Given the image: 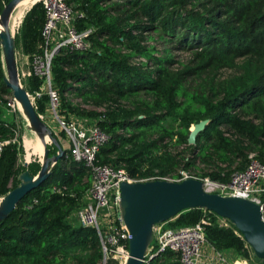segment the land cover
Instances as JSON below:
<instances>
[{
	"label": "trees",
	"instance_id": "trees-1",
	"mask_svg": "<svg viewBox=\"0 0 264 264\" xmlns=\"http://www.w3.org/2000/svg\"><path fill=\"white\" fill-rule=\"evenodd\" d=\"M2 1L9 0H0V10ZM65 1L81 15L78 29H94L89 35L94 49L64 48L53 57L59 114L96 119L111 135L99 151L100 162L141 178L199 160L213 166L201 176L222 182L246 166L250 152L264 162V0ZM44 19L40 1L25 13L19 30L24 54L39 51ZM154 32L189 50L188 62L174 67L178 61L169 48L157 55V47L144 43ZM221 69L230 72L222 76ZM4 75L0 49V96L11 94ZM29 79L26 90L34 92L40 80ZM48 101L46 94L36 98L38 114ZM201 120L208 122L189 144L190 125ZM15 133L14 124L0 116V140ZM172 142L187 145L192 159L172 153ZM56 151L55 145L48 147L49 156ZM18 153L16 141L0 152V197L19 184L17 176L25 170ZM39 167L27 168L35 175ZM89 185L85 166L61 156L48 177L0 220V264H100L104 254L96 229L69 221ZM202 217L210 220L207 239L216 249L249 255L252 249L234 225L220 226L208 210L187 209L166 224L192 225ZM144 264L181 263L165 250L153 252Z\"/></svg>",
	"mask_w": 264,
	"mask_h": 264
},
{
	"label": "built area",
	"instance_id": "built-area-1",
	"mask_svg": "<svg viewBox=\"0 0 264 264\" xmlns=\"http://www.w3.org/2000/svg\"><path fill=\"white\" fill-rule=\"evenodd\" d=\"M39 1L44 8L45 19L38 45L39 51L31 55L30 67L26 75L29 78L36 76L40 84L34 91V96H30V93L29 96L30 98H39L43 94L48 96L49 107L44 113L39 114L40 118L43 120L48 111L52 114L68 141L64 158L81 162L90 174V185L82 196V204L71 213L69 221L73 216L75 225L94 227L99 235L104 260L107 262L109 258H112L116 260V264H124L128 257L129 234L118 214L120 184L123 181L138 182L161 178H133L123 168L100 162L99 151L110 140L111 135L97 125L96 119L75 114H69L66 119L59 114L60 99L52 80V59L60 49L64 48L78 51L94 49L89 39L94 29H78L76 21L81 15L75 12L65 0ZM5 105L12 112L20 108L19 102L13 95ZM9 142H15V138L0 140V152ZM177 177L171 181H181L193 176L182 172ZM200 180L206 191L224 196L242 197L257 204L261 219L264 221V162L255 152L248 154L246 166L232 172L228 182L214 179ZM216 216L220 226L230 225L228 219ZM165 224L166 222H162L153 226V238L150 245L153 252L171 250L178 255V261L181 264H234L223 253L224 250L216 249L208 241L206 226L210 224L209 218L202 217L192 225L179 227H165Z\"/></svg>",
	"mask_w": 264,
	"mask_h": 264
},
{
	"label": "water",
	"instance_id": "water-1",
	"mask_svg": "<svg viewBox=\"0 0 264 264\" xmlns=\"http://www.w3.org/2000/svg\"><path fill=\"white\" fill-rule=\"evenodd\" d=\"M18 1L9 0L0 11L2 26L0 49L2 62L9 75V78L4 75L3 81L19 102L31 127L38 133H46L56 146L57 152L49 156L48 148L45 147L44 161L38 173L32 175L28 169H25L19 175V184L0 198V220L7 217L31 189L48 177L54 164L65 153V149L58 143L51 129L36 112L29 92L19 82L15 39L7 25V18ZM207 122V120H201L194 124L188 136L189 144L195 143L197 135L205 128ZM27 164L28 161H25L24 165ZM118 207V214L129 234L128 257L124 264H144L153 238V226L171 220L180 212L192 208L208 210L228 219L252 249L253 254L257 258L264 259V221L261 219L259 206L242 197L224 196L206 191L200 179L189 177L181 181L165 179L123 181L120 184Z\"/></svg>",
	"mask_w": 264,
	"mask_h": 264
},
{
	"label": "rangeland",
	"instance_id": "rangeland-1",
	"mask_svg": "<svg viewBox=\"0 0 264 264\" xmlns=\"http://www.w3.org/2000/svg\"><path fill=\"white\" fill-rule=\"evenodd\" d=\"M5 3L6 2L2 1L1 10H2ZM20 26H21V24L16 25L14 27V33L12 34L14 36V39H15L16 65H17V69H18L19 82L25 88H29L30 79L26 75V72L28 71V69L30 67L31 55L24 54L22 52L21 43H20V39H19ZM152 37L153 38H151V39L150 38L146 39L144 41V43L152 44L155 47H157V49H158L157 55H161L163 53L162 51H164V49L169 48L171 54L178 61L174 64V67H179L180 63H187L188 60L190 59L191 52L187 49L177 48L174 41L169 42V41L162 40V39L158 38L156 32L152 33ZM1 60H2V56H1ZM229 72H230L229 69H221L220 75L226 76L227 74H229ZM29 93H30V96H34V92H29ZM10 97H12V92H11V94H3L2 96H0V116L3 120L13 123L14 127L16 128V133H15L14 138H15V141L17 142L18 147H19V153H18L19 167H25V169H28L27 167L30 163H34V164L38 163L39 166H41L42 162H41V154H40L39 148H37L33 144L32 141L31 142L28 141V140H30L29 138H35L36 137V131L33 128H31V125L29 124V121H28L26 115L24 114V112L21 108L17 109L16 111H13V112L7 108L5 103ZM31 98H32L33 103L35 105L37 97H31ZM48 107H49V105L47 104L46 109ZM98 111H103V110L100 109ZM64 117L66 119H68V116L64 115ZM43 121L47 125V127H49L51 129V131L55 135V138L58 141V143L62 146H64V145L68 146V141H67L65 133L63 132V134H61V130L58 127L57 121L55 120V118L52 116V114L49 111L47 112V115L43 118ZM193 127H194V124H191L189 130H192ZM45 144H44V148L45 147L52 148V146H54V144L50 141V139H48V141ZM169 150L172 153L179 152L180 155L184 156V158H186V159L187 158L192 159V154L190 153L187 145H185V144H182V143L181 144H175L174 142H172L171 145L169 146ZM34 151H39V154L33 153ZM27 160H28V164L25 166L24 162ZM212 168H213L212 165L210 166V165H207L206 163H203L199 160H195L194 165H192L188 168L184 167L183 163H180V164L176 165L173 169H171L167 174L152 175V176L142 177V178L160 177L161 179L165 178L166 180L171 181V180L178 178L176 176V174L181 175V173L183 172V173H186L188 175H192L193 177L200 178L203 180L207 179L208 181H210V180H212L210 177L201 176V175L204 172L210 171ZM39 169H40V167H39ZM39 169H38V171H39ZM38 171H37V173H38ZM157 171L158 170L155 169L156 173H158ZM19 175L17 176V179L20 182ZM13 184H10L9 186L12 187ZM81 204H82V200H81ZM81 204H80V206H81ZM79 207H77L75 210H77ZM70 222L74 224L73 216L71 217ZM165 227H169V225L165 224ZM151 244H152V242H151ZM250 250H251V248H250ZM229 251L230 250H224L223 253L228 257ZM152 253H153V250L149 246V248L147 250V255L145 257V263L149 262L150 255ZM237 255L239 257V260H241L242 264H260L259 259L254 256L252 250L249 252V255L247 257L241 253L237 254ZM230 260H231V258H230ZM100 264H106V260H103ZM237 264H241V263H237Z\"/></svg>",
	"mask_w": 264,
	"mask_h": 264
},
{
	"label": "bare ground",
	"instance_id": "bare-ground-1",
	"mask_svg": "<svg viewBox=\"0 0 264 264\" xmlns=\"http://www.w3.org/2000/svg\"><path fill=\"white\" fill-rule=\"evenodd\" d=\"M36 1L37 0H19L15 4L14 8L12 9L11 13L9 14V16L7 18V25H8V29L11 32V34L14 33V27L16 25H20L21 24V22H22V20L24 18V15H25L26 11L28 10V8L33 3H35ZM1 27L2 26H1V18H0V28ZM3 68H4L5 75L9 78V75L7 73L6 67L4 66V63H3ZM19 106H20V104H19ZM20 108H21V106H20ZM29 139L30 140H28V141H30V142L32 141L33 144L37 148H39V151H40V154H41V162H43L44 161V156H43L44 144L48 141L49 136L47 134H45V133H38V132H36V137L35 138H29Z\"/></svg>",
	"mask_w": 264,
	"mask_h": 264
},
{
	"label": "crops",
	"instance_id": "crops-1",
	"mask_svg": "<svg viewBox=\"0 0 264 264\" xmlns=\"http://www.w3.org/2000/svg\"><path fill=\"white\" fill-rule=\"evenodd\" d=\"M92 119V118H91ZM62 146V145H61ZM64 149H66L68 146H62ZM228 257H229V259L231 258V262H233L234 264H237V263H241L242 264V262H241V260H239V257H238V255L235 253V251H233V250H230L229 252H228Z\"/></svg>",
	"mask_w": 264,
	"mask_h": 264
}]
</instances>
